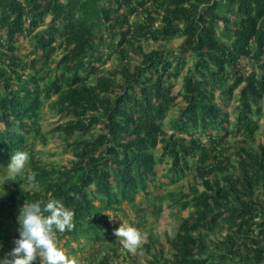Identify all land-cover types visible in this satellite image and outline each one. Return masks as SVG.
<instances>
[{
	"label": "trees",
	"instance_id": "1",
	"mask_svg": "<svg viewBox=\"0 0 264 264\" xmlns=\"http://www.w3.org/2000/svg\"><path fill=\"white\" fill-rule=\"evenodd\" d=\"M262 121L264 0H0V259L24 202L55 198L75 213L59 244H96L88 264L128 261L112 216L146 229L166 202L175 233L132 264H264ZM50 139L70 157L44 158ZM16 150L34 186L11 180Z\"/></svg>",
	"mask_w": 264,
	"mask_h": 264
},
{
	"label": "clouds",
	"instance_id": "2",
	"mask_svg": "<svg viewBox=\"0 0 264 264\" xmlns=\"http://www.w3.org/2000/svg\"><path fill=\"white\" fill-rule=\"evenodd\" d=\"M29 162L28 152L14 151L6 167L11 180L26 178L27 185L34 186L36 174L29 167ZM74 217V210L67 208L60 199L24 202L18 216L19 238L14 241L15 247L11 252L0 259V264H81L59 244V235L75 229ZM114 235L131 255H137L146 241V234L130 224L121 223L114 230Z\"/></svg>",
	"mask_w": 264,
	"mask_h": 264
},
{
	"label": "rangeland",
	"instance_id": "3",
	"mask_svg": "<svg viewBox=\"0 0 264 264\" xmlns=\"http://www.w3.org/2000/svg\"><path fill=\"white\" fill-rule=\"evenodd\" d=\"M181 41H182V39L173 40L171 43L149 42V43H145L144 47H145L146 51H150L153 49H159L161 47H168V48L176 49L181 44ZM116 64H117V58L114 57L113 60L110 61L104 67V69H106V70L111 69ZM180 88H181V79L179 80V83L177 85V89H180ZM176 110H177V108L175 110H173L171 112V114H175ZM56 121H57V117H55V118L52 117L50 115V113L48 112V109H46V113L44 115V120L42 121L43 129L45 131H50L55 126ZM165 127L167 129L170 128L169 120L165 121ZM259 136L261 137V140H264V121H262V128H261V131L259 132ZM37 148L42 151L44 158H49V160L51 162H54V163L64 161L70 157V154H68L64 151L63 145H61V141L59 139H50L49 143L46 146H43L40 144V145H38ZM164 165H166V162L164 163ZM187 182H188V178L183 176L179 182L173 183L170 185V190L177 192L181 186L182 187L185 185L187 186ZM6 197H7V193L3 191L2 195H1V199L2 198L6 199ZM127 210L129 211L130 208L128 207ZM187 215H188V211L184 210L182 212V216H187ZM6 216H9V215H6ZM2 220H3V217L0 215V221H2ZM112 221L115 223V225H117V227H120L121 223L132 225L128 216H124L123 213L118 214V219L116 217L112 216ZM178 223H179L178 213L175 212L173 209L169 208L168 202H166L164 204V211H163L161 217L158 219L155 226H151L150 223L148 222L146 224V226H147L146 229H143V228H139V229L144 234H146V240H147L148 234H151V233L160 239H164L166 235H173L175 233V231L178 227ZM136 224L137 223H134L132 226H135L138 228V226ZM114 240H117V237ZM95 249H98L97 245L91 244L88 246V250H87L88 253L83 254V252H79L76 254L75 257H77L81 261V264H88L90 259H91V255L89 253H92L93 250H95ZM148 257H149V255L147 254L146 251L140 250V252L137 255H131L130 254L128 256V261L124 260L123 263L124 264H132L131 259H137V258H139V260L142 262H146Z\"/></svg>",
	"mask_w": 264,
	"mask_h": 264
}]
</instances>
